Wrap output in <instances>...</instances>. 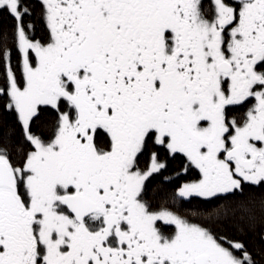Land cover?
<instances>
[{"label":"snow or ice","instance_id":"snow-or-ice-1","mask_svg":"<svg viewBox=\"0 0 264 264\" xmlns=\"http://www.w3.org/2000/svg\"><path fill=\"white\" fill-rule=\"evenodd\" d=\"M0 16V264H264V0Z\"/></svg>","mask_w":264,"mask_h":264},{"label":"trees","instance_id":"trees-1","mask_svg":"<svg viewBox=\"0 0 264 264\" xmlns=\"http://www.w3.org/2000/svg\"><path fill=\"white\" fill-rule=\"evenodd\" d=\"M12 26V21L10 18L6 16H0V30L8 28L10 29ZM11 117L7 116L6 113L0 112V126L5 125L7 122L11 121Z\"/></svg>","mask_w":264,"mask_h":264}]
</instances>
